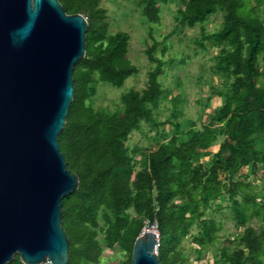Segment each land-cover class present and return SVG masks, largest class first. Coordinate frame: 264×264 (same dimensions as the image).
I'll return each mask as SVG.
<instances>
[{
	"label": "trees",
	"instance_id": "trees-1",
	"mask_svg": "<svg viewBox=\"0 0 264 264\" xmlns=\"http://www.w3.org/2000/svg\"><path fill=\"white\" fill-rule=\"evenodd\" d=\"M59 1L68 14L86 16L89 25L85 58L74 68V100L59 136L68 169L80 181L79 188L62 200V226L70 241L68 264L98 262L103 255L101 232L110 247L119 244L127 249L132 261L146 219L159 224L160 263L187 264L180 246L196 223L201 233L194 241L200 249L206 251L219 240L222 225L207 214L214 202L226 196L237 227L244 231L227 241L221 259L227 264H264V225H249L264 221V198L254 185L264 183V0H179L180 33L224 14L218 31L209 34L202 28L199 45L205 48L207 42L219 48L216 71L225 85L234 80L226 92L214 87L223 104L202 130L192 125L184 138L179 133L163 134L155 151L143 147L130 151L127 143L144 123L159 133L157 114L169 94L160 80L167 62L156 53L165 42L153 38L146 51L155 67L149 71L145 90L123 94V109L117 113L96 110L89 104L96 94V77L122 88L139 72L128 58L130 35L108 36L102 0ZM171 1L140 0L143 17L160 25V5ZM166 50L164 46L163 54ZM172 103L173 116L178 117L181 101L176 98ZM219 137H224L219 151L204 162ZM135 154L141 155L139 162ZM19 259L16 255L14 262Z\"/></svg>",
	"mask_w": 264,
	"mask_h": 264
},
{
	"label": "water",
	"instance_id": "water-1",
	"mask_svg": "<svg viewBox=\"0 0 264 264\" xmlns=\"http://www.w3.org/2000/svg\"><path fill=\"white\" fill-rule=\"evenodd\" d=\"M88 20L59 0H0V264H68L62 200L79 188L61 152ZM144 228L131 264H161Z\"/></svg>",
	"mask_w": 264,
	"mask_h": 264
},
{
	"label": "rangeland",
	"instance_id": "rangeland-1",
	"mask_svg": "<svg viewBox=\"0 0 264 264\" xmlns=\"http://www.w3.org/2000/svg\"><path fill=\"white\" fill-rule=\"evenodd\" d=\"M139 1H101V7L105 8L108 14V36L118 32H126L130 35L128 58L139 72L129 78L122 88L102 83L96 77V94L89 100V104L96 110L105 109L109 113H117L122 110L121 96L123 94L132 89L140 92L146 89L149 71L155 67L146 54L154 42L153 38L159 42H165L166 53L163 54L164 46H161L156 53V56L163 57L167 62L165 74L160 80L163 88L169 94V97L162 102L157 114L161 121L159 133H157V129H152L144 123L142 129L139 132H134L127 143L130 151L135 147L150 148L155 151L158 149L156 142L157 140L162 141L163 134L171 137L175 133H179L180 137L184 138L192 125H195L196 130H202L203 125L209 123L211 117L223 104L222 101L218 102V96L213 89L217 88L215 89L217 92H226L234 79L231 78L229 84L225 85V79L216 71V57L219 48L211 47L207 42L205 48H201L199 45L202 41V28L209 34L222 28L223 13H218L203 26L198 24L193 29L187 28L180 33L181 29L177 21V17L179 18L180 15L178 12L179 0L160 5V25L151 24L145 20L142 15L143 6ZM262 9L264 10V7ZM172 32L173 35L164 41ZM176 98L181 101L178 117L173 116L172 100ZM176 126H179V132H177ZM223 140L224 137L218 138L217 142L208 150L210 153L203 159L204 162L213 158L219 151ZM135 156L138 162L142 158L140 154H135ZM136 167L138 171L142 169L139 163ZM252 179L253 177L250 175L248 181ZM254 185L256 186L255 192L260 194V199H263L264 183ZM130 212L133 214L134 210ZM207 216H213L221 223L222 231L219 234V240L206 251L200 249L194 241V238L201 233L199 223H196L180 246L183 255L188 260L187 264H227L221 259L222 249L227 246V241L235 240L244 231V228H238L236 225L228 196L214 202L209 207ZM144 223L145 227L146 225L150 226L147 219ZM101 224L104 225L103 222ZM249 225L252 227L263 226L264 221L250 222ZM99 240L103 248V255L98 262L93 264H127L131 261L129 251L119 244L110 247L105 241L103 232L100 233ZM11 264H22V260H16Z\"/></svg>",
	"mask_w": 264,
	"mask_h": 264
},
{
	"label": "built area",
	"instance_id": "built-area-1",
	"mask_svg": "<svg viewBox=\"0 0 264 264\" xmlns=\"http://www.w3.org/2000/svg\"><path fill=\"white\" fill-rule=\"evenodd\" d=\"M148 223H149L150 226H147V225H146V227H144V228H145V229H148V230H150V231H154V232H156V233L159 235V238H160L159 224H158V222L156 221L154 224H150V221L148 220ZM41 264H52V262L49 261V260H46V261H44V262L41 263Z\"/></svg>",
	"mask_w": 264,
	"mask_h": 264
},
{
	"label": "bare ground",
	"instance_id": "bare-ground-1",
	"mask_svg": "<svg viewBox=\"0 0 264 264\" xmlns=\"http://www.w3.org/2000/svg\"><path fill=\"white\" fill-rule=\"evenodd\" d=\"M146 232H147V229H146Z\"/></svg>",
	"mask_w": 264,
	"mask_h": 264
}]
</instances>
